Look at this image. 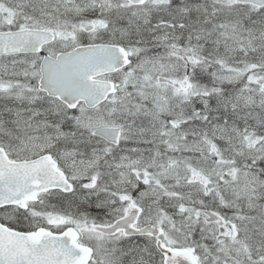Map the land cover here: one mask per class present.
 I'll use <instances>...</instances> for the list:
<instances>
[{
  "label": "snow or ice",
  "instance_id": "1",
  "mask_svg": "<svg viewBox=\"0 0 264 264\" xmlns=\"http://www.w3.org/2000/svg\"><path fill=\"white\" fill-rule=\"evenodd\" d=\"M0 264H264V0H0Z\"/></svg>",
  "mask_w": 264,
  "mask_h": 264
}]
</instances>
